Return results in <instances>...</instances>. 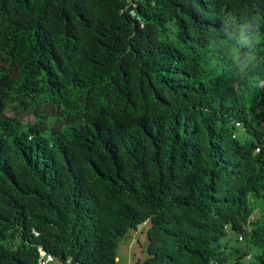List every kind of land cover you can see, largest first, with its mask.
Masks as SVG:
<instances>
[{
	"label": "trees",
	"instance_id": "obj_1",
	"mask_svg": "<svg viewBox=\"0 0 264 264\" xmlns=\"http://www.w3.org/2000/svg\"><path fill=\"white\" fill-rule=\"evenodd\" d=\"M244 39L264 0H0V264H118L145 224L143 264H264V49L240 72L223 47Z\"/></svg>",
	"mask_w": 264,
	"mask_h": 264
},
{
	"label": "rangeland",
	"instance_id": "obj_2",
	"mask_svg": "<svg viewBox=\"0 0 264 264\" xmlns=\"http://www.w3.org/2000/svg\"><path fill=\"white\" fill-rule=\"evenodd\" d=\"M229 46L230 51L233 54L234 62L237 64V67L240 69V72L246 70L248 65L252 62H256L257 54L264 49V40L263 41H253L249 39L242 40L240 46L228 45L227 42L223 44V47L227 48ZM222 47V48H223ZM247 47L246 54L240 53L243 48ZM221 48V49H222ZM225 48L222 50L225 51ZM210 67L214 68L216 61L209 62ZM256 211L251 219V221H259L264 224V203L252 199ZM148 229L147 224L139 226L136 231L131 230L129 234L120 241L118 249V264H143L147 257V248H148ZM230 237L234 236L233 233H229ZM19 241H15L11 244V247L16 249L19 246ZM230 246H244V244H237L235 238L229 240ZM55 264H61L59 261H56ZM254 264V263H252Z\"/></svg>",
	"mask_w": 264,
	"mask_h": 264
},
{
	"label": "built area",
	"instance_id": "obj_3",
	"mask_svg": "<svg viewBox=\"0 0 264 264\" xmlns=\"http://www.w3.org/2000/svg\"><path fill=\"white\" fill-rule=\"evenodd\" d=\"M238 242L244 243V237L241 235L238 237ZM39 262L38 264H55L56 260L49 254H47L42 248L39 249ZM251 259V255H248L247 262L243 264H248V261Z\"/></svg>",
	"mask_w": 264,
	"mask_h": 264
},
{
	"label": "clouds",
	"instance_id": "obj_4",
	"mask_svg": "<svg viewBox=\"0 0 264 264\" xmlns=\"http://www.w3.org/2000/svg\"><path fill=\"white\" fill-rule=\"evenodd\" d=\"M255 38V36L253 37V39ZM255 86L257 87V88H259V86H260V81L259 80H257V81H255Z\"/></svg>",
	"mask_w": 264,
	"mask_h": 264
},
{
	"label": "crops",
	"instance_id": "obj_5",
	"mask_svg": "<svg viewBox=\"0 0 264 264\" xmlns=\"http://www.w3.org/2000/svg\"><path fill=\"white\" fill-rule=\"evenodd\" d=\"M119 259V258H118Z\"/></svg>",
	"mask_w": 264,
	"mask_h": 264
}]
</instances>
